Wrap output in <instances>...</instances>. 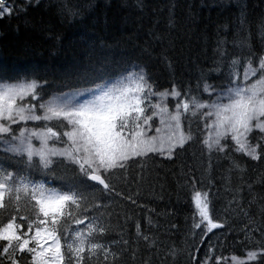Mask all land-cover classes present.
I'll use <instances>...</instances> for the list:
<instances>
[{"label": "snow or ice", "instance_id": "1", "mask_svg": "<svg viewBox=\"0 0 264 264\" xmlns=\"http://www.w3.org/2000/svg\"><path fill=\"white\" fill-rule=\"evenodd\" d=\"M15 10L0 0V18ZM227 43L218 39L214 49L212 71L223 82L209 83L202 74L195 90L177 83L160 90L144 67L104 57L63 74L55 87L35 70L10 74L0 67V264H119L126 254L135 264L141 242L159 255L163 242L139 219L135 240L103 242L112 229L110 209L125 200L144 207L136 199L139 192H130L144 181L149 161L172 160L199 145L209 169L213 158L229 162V180L242 170L236 154L264 161V54L249 49L229 59ZM134 165L140 167L138 178ZM195 173L182 169L192 185L193 243L166 246L164 260L264 264V223L257 225L243 208L248 223L237 233L243 239L233 238L243 254H223L229 225L217 219L211 190L197 187L202 182ZM233 203L229 208L236 211ZM153 211L145 218L149 230L159 227ZM124 216L125 223L132 219ZM260 216L264 219V206ZM178 229L170 224L168 230ZM144 264H152V257Z\"/></svg>", "mask_w": 264, "mask_h": 264}, {"label": "trees", "instance_id": "2", "mask_svg": "<svg viewBox=\"0 0 264 264\" xmlns=\"http://www.w3.org/2000/svg\"><path fill=\"white\" fill-rule=\"evenodd\" d=\"M8 3L16 10L0 18V67H7L10 74L12 70H35L54 81L52 87L62 82L63 74L104 57L122 65H142L160 90L170 88L173 83L195 90L202 74L209 83L223 82V77L212 71L216 66L214 49L218 39L227 40L229 59L242 52L246 55L249 49L258 56L264 54V0H8ZM170 19L174 20L171 26ZM202 86L201 82V90ZM236 155L242 170H234L230 180L229 162L213 158L209 169L208 158H201L199 145H192L172 160L156 157L149 161L144 181L131 185L130 192L132 195L139 192L136 199L144 207L125 200L110 209L112 229L103 242L135 240V223L139 219L148 234H155L163 243L157 255L155 249L149 251L141 242L135 264H144L149 256L152 264H171L170 259L164 260L166 246L174 244L183 249L193 243L189 235L192 185L188 183L190 177L182 174V169L188 172L191 167L196 169L195 178L202 182L197 187L211 190L217 219L224 220L231 229L224 230L229 238L223 254L242 255V246L233 245V238L243 239L237 233L248 223L240 208L248 210L257 225L264 223L260 216L264 206V161ZM139 171V165H134L133 176L138 178ZM46 179L58 183L53 176ZM230 201H235L231 208L236 211L229 208ZM149 209L154 210L151 215L159 224L151 230L145 221ZM125 212L132 217L127 223ZM170 224L178 225L179 229L169 232ZM184 260L185 256H181L179 264H184ZM119 264H132L130 255L126 254Z\"/></svg>", "mask_w": 264, "mask_h": 264}]
</instances>
